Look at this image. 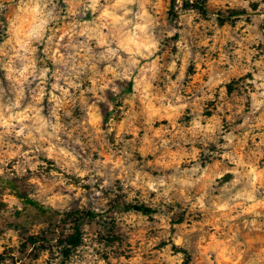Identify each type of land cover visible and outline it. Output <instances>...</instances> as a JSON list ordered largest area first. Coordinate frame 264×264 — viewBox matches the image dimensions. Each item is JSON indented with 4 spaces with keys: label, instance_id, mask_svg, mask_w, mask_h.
<instances>
[{
    "label": "clouds",
    "instance_id": "clouds-1",
    "mask_svg": "<svg viewBox=\"0 0 264 264\" xmlns=\"http://www.w3.org/2000/svg\"><path fill=\"white\" fill-rule=\"evenodd\" d=\"M261 159L264 0H0L2 264H264Z\"/></svg>",
    "mask_w": 264,
    "mask_h": 264
},
{
    "label": "rangeland",
    "instance_id": "rangeland-1",
    "mask_svg": "<svg viewBox=\"0 0 264 264\" xmlns=\"http://www.w3.org/2000/svg\"><path fill=\"white\" fill-rule=\"evenodd\" d=\"M167 11V14L169 15V16H171L172 14L170 13V11H171V9L169 8V9H167L166 10ZM200 77H197V79H196V82H199L200 81ZM195 83V82H194ZM229 87V89H231V85H229L228 86ZM189 94H191V89H189ZM207 110V109H206ZM251 145V140H249V146ZM242 151H247V148H245V149H243ZM260 163H261V165H264V159H261V161H260ZM15 190V189H14ZM29 203H31V201H29ZM33 207H37L36 205H33ZM262 211H264V210H262ZM40 216H41V218H43V217H45L46 216V214L45 213H43L42 211H41V214H40ZM16 218H17V220H19L20 219V213H16ZM47 220H48V224H47V227L45 228V226L43 225V224H37L36 225V231L35 232H33L32 233V235H38V236H41L40 235V232L43 230V231H51L52 230V228L55 226V225H53V223H52V217H47ZM238 221H235L234 223H233V230H235L236 229V226L238 225ZM18 228H21V227H23V225L22 224H17L16 225ZM27 233H28V230H27V228H24V235L25 236H27ZM0 235H2V233H0ZM29 237V236H28ZM258 239H260L261 241H264V236H260V237H258ZM27 240V239H26ZM26 240H21V239H17V241H16V244L11 248V249H9V248H7V247H5L4 248V252H0V254H3V256L5 257V255L9 252V251H14L16 248H19V250L21 251V252H24L26 249H27V247L25 248V246H23V245H25L24 243L26 242ZM47 243V242H46ZM252 243H254V241H252ZM33 255H35V252L33 251V253H32ZM3 260H4V258L2 259V260H0V264H2V262H3ZM185 264H186V262H185ZM223 264H232V262L230 261V260H225V261H223Z\"/></svg>",
    "mask_w": 264,
    "mask_h": 264
},
{
    "label": "trees",
    "instance_id": "trees-1",
    "mask_svg": "<svg viewBox=\"0 0 264 264\" xmlns=\"http://www.w3.org/2000/svg\"><path fill=\"white\" fill-rule=\"evenodd\" d=\"M172 3L175 4V0H172ZM171 14H173L171 11H170ZM37 240H41L43 241L44 243H46L47 241L44 240V237L43 236H38V235H31L27 238L26 242L24 243L25 245V248L28 246L29 243H35ZM4 258L3 254H0V260H2Z\"/></svg>",
    "mask_w": 264,
    "mask_h": 264
}]
</instances>
